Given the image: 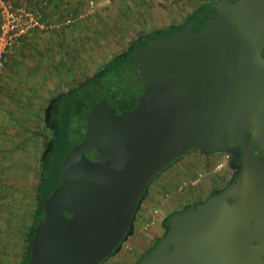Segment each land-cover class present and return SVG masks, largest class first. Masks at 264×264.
Returning a JSON list of instances; mask_svg holds the SVG:
<instances>
[{"label": "water", "instance_id": "obj_1", "mask_svg": "<svg viewBox=\"0 0 264 264\" xmlns=\"http://www.w3.org/2000/svg\"><path fill=\"white\" fill-rule=\"evenodd\" d=\"M191 26L130 56L144 92L121 113L102 99L62 162L30 264H101L124 240L154 174L193 148H239L221 191L185 209L140 264H264V0H217Z\"/></svg>", "mask_w": 264, "mask_h": 264}, {"label": "rangeland", "instance_id": "obj_2", "mask_svg": "<svg viewBox=\"0 0 264 264\" xmlns=\"http://www.w3.org/2000/svg\"><path fill=\"white\" fill-rule=\"evenodd\" d=\"M7 1L14 6L35 9L50 23L62 24L59 29H36L32 35L34 38L23 40L7 62V64L15 65L17 59L14 58L20 55V64L16 70L10 69V73L23 77L34 75L31 78V81L36 83L34 88L38 90L40 87H49L50 94L55 98L69 92L81 81L93 78L108 60L117 55L129 53L145 37L169 26L185 24L190 14L199 6L216 0ZM32 82L25 85V88L29 86L32 89ZM15 89L18 90V86H15ZM49 96L46 94L43 102L44 115L39 117V127L45 130V142L41 153L50 134L47 129V118L48 107L53 98L50 99ZM220 152L225 158L226 154H230V157L226 158L229 163L228 168L227 165L225 167L218 165L221 166L218 173L209 172V167L214 165V162H208L205 159L209 155L203 153L202 156L200 153L197 154L198 150H190L174 163L162 168L153 179L171 173L178 166L179 169L187 168V165L183 163L189 161L191 166H195L196 179L192 201L186 206L197 204L229 184L227 182L223 185L224 187L217 186L216 177L222 180L225 177L224 174L233 173L238 169L237 159L241 157L239 148L210 153ZM208 174L210 175L207 176ZM211 174H214L212 183H210ZM38 176L39 173L37 179L34 178L30 182L19 178L0 179V264H23L24 262L28 245L26 236L36 208ZM205 176L207 181L210 179L208 182L203 181ZM235 176L234 173L231 180ZM188 185L185 179L174 187L187 191ZM148 189L149 186L139 203L148 193ZM134 219L137 220L136 217ZM135 221L127 231L124 240L101 264H136L152 246V243L147 246L136 237L142 235L143 231L136 230Z\"/></svg>", "mask_w": 264, "mask_h": 264}, {"label": "crops", "instance_id": "obj_3", "mask_svg": "<svg viewBox=\"0 0 264 264\" xmlns=\"http://www.w3.org/2000/svg\"><path fill=\"white\" fill-rule=\"evenodd\" d=\"M35 32L36 29L29 32L24 37V41L33 39L32 35ZM20 57V55H17L14 58L17 59L16 64L13 63L15 65L7 64L0 82V179L3 180L5 177H9L30 182L34 178L37 179L41 152L45 142V130L41 126L39 127V117L44 115L43 102L46 94L50 95V99L54 95L50 94L49 87H40L38 90L34 88L36 83L34 82V84L31 81L34 75L23 77L10 73V69L14 68L16 70L20 64ZM41 71L43 72V70ZM41 76L45 77L46 75ZM30 82H32L33 88L31 89L29 86L25 88V85L30 84ZM15 86H18V90L15 89ZM194 150H198L197 154L200 153L202 156L203 153L209 155L205 159L208 162H214L213 167H209V172H217L221 170V166L225 167L227 165L228 168V159L225 158L223 153L204 152L200 149ZM183 164H186L187 168L181 167L179 169L178 166L171 173L152 179L148 184V193L141 203L137 204L135 210L137 220L135 221V217H133L132 224L135 221L136 230L138 232L143 231L142 235L136 237L147 246L165 236L169 230L167 225L169 217L182 211L192 201V193L195 191L196 169L195 166H191L189 161ZM236 171L224 174L225 177L222 180L216 177V185L223 186L227 182L230 183L234 173L236 175ZM211 175L210 183L214 179V174ZM185 179L187 184L189 183L186 187L188 188L187 191L174 187ZM203 181L208 182L206 176Z\"/></svg>", "mask_w": 264, "mask_h": 264}, {"label": "trees", "instance_id": "obj_4", "mask_svg": "<svg viewBox=\"0 0 264 264\" xmlns=\"http://www.w3.org/2000/svg\"><path fill=\"white\" fill-rule=\"evenodd\" d=\"M216 1L207 2L199 6L190 14L185 24L181 26H169L145 37L129 53L120 54L108 60L93 78L81 81L69 92L63 93L51 100L47 118V129L50 134L40 159L39 176L36 186V208L26 236L28 245L23 264H30L31 242L38 234L36 225L44 216L43 207L46 199L60 183L62 162L72 146L81 142L85 136L87 128L86 115L89 109L102 99H107L117 109L118 113L134 108L144 92V87L140 72L134 63H132L130 56L132 54L137 55L138 48L145 43L160 36H170L186 26H191L196 34L203 32L205 29L203 22L204 14ZM194 149L199 148L191 150ZM178 158L168 165L174 163ZM241 160L242 156L237 159V163L239 164ZM184 211H179L169 217L167 221L168 229L180 224V217ZM163 237L157 239L136 264H140L146 254L160 245L164 239Z\"/></svg>", "mask_w": 264, "mask_h": 264}, {"label": "built area", "instance_id": "obj_5", "mask_svg": "<svg viewBox=\"0 0 264 264\" xmlns=\"http://www.w3.org/2000/svg\"><path fill=\"white\" fill-rule=\"evenodd\" d=\"M61 23L46 21L35 9L12 5L0 0V82L10 57L21 45L24 37L35 29H59ZM230 154H226L229 158Z\"/></svg>", "mask_w": 264, "mask_h": 264}, {"label": "flooded vegetation", "instance_id": "obj_6", "mask_svg": "<svg viewBox=\"0 0 264 264\" xmlns=\"http://www.w3.org/2000/svg\"><path fill=\"white\" fill-rule=\"evenodd\" d=\"M241 156H242V152H241ZM244 166V164L242 163V162H240L239 163V166H238V169H237V173H236V176H235V178L237 177V174L239 173V171L242 169V167ZM233 180H231L230 182H232ZM194 205V204H193ZM193 205H191V206H193ZM188 207H186V208H184L183 210H185V209H187ZM182 210V211H183Z\"/></svg>", "mask_w": 264, "mask_h": 264}]
</instances>
